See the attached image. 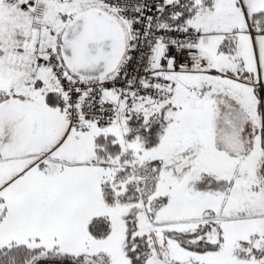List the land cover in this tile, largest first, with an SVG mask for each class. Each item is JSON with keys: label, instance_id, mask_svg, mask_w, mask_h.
<instances>
[{"label": "snow or ice", "instance_id": "6c2138e0", "mask_svg": "<svg viewBox=\"0 0 264 264\" xmlns=\"http://www.w3.org/2000/svg\"><path fill=\"white\" fill-rule=\"evenodd\" d=\"M0 264H264V0H0Z\"/></svg>", "mask_w": 264, "mask_h": 264}]
</instances>
